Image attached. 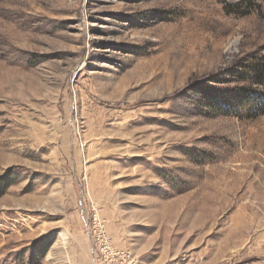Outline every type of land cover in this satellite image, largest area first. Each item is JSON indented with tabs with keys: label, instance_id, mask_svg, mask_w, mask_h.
Returning a JSON list of instances; mask_svg holds the SVG:
<instances>
[{
	"label": "rangeland",
	"instance_id": "374dc122",
	"mask_svg": "<svg viewBox=\"0 0 264 264\" xmlns=\"http://www.w3.org/2000/svg\"><path fill=\"white\" fill-rule=\"evenodd\" d=\"M262 58L264 0H0V264H264V114L198 95Z\"/></svg>",
	"mask_w": 264,
	"mask_h": 264
},
{
	"label": "trees",
	"instance_id": "16d2710c",
	"mask_svg": "<svg viewBox=\"0 0 264 264\" xmlns=\"http://www.w3.org/2000/svg\"><path fill=\"white\" fill-rule=\"evenodd\" d=\"M252 84L255 88L242 90L238 96H222L210 88H200L198 95L205 100L207 109L217 112L218 114L235 115L238 111H233L235 104L233 100L248 106V117H256L264 114V58L255 62L251 76ZM235 112V113H234ZM14 181L7 176H0V195L11 186ZM44 252L46 249L43 250Z\"/></svg>",
	"mask_w": 264,
	"mask_h": 264
},
{
	"label": "bare ground",
	"instance_id": "6f19581e",
	"mask_svg": "<svg viewBox=\"0 0 264 264\" xmlns=\"http://www.w3.org/2000/svg\"><path fill=\"white\" fill-rule=\"evenodd\" d=\"M264 183V182H263Z\"/></svg>",
	"mask_w": 264,
	"mask_h": 264
}]
</instances>
